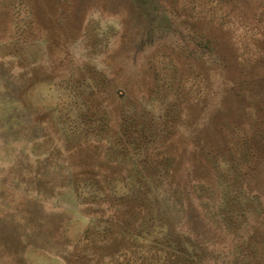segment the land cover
Instances as JSON below:
<instances>
[{
    "label": "rangeland",
    "instance_id": "374dc122",
    "mask_svg": "<svg viewBox=\"0 0 264 264\" xmlns=\"http://www.w3.org/2000/svg\"><path fill=\"white\" fill-rule=\"evenodd\" d=\"M0 264H264V0H0Z\"/></svg>",
    "mask_w": 264,
    "mask_h": 264
}]
</instances>
